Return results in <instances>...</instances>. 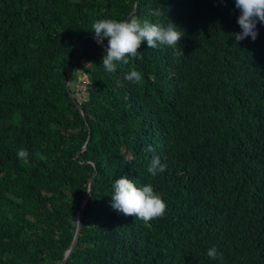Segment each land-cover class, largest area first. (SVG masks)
<instances>
[{
    "label": "trees",
    "instance_id": "trees-1",
    "mask_svg": "<svg viewBox=\"0 0 264 264\" xmlns=\"http://www.w3.org/2000/svg\"><path fill=\"white\" fill-rule=\"evenodd\" d=\"M134 4L0 0V264H60L94 169L65 264H264V23L237 44L235 0H139L131 16L174 24L178 47L144 41L142 59L108 72L92 25ZM82 36L71 79H90L83 114L66 86ZM153 156L167 164L155 176ZM123 176L151 184L166 214L144 224L113 210Z\"/></svg>",
    "mask_w": 264,
    "mask_h": 264
},
{
    "label": "clouds",
    "instance_id": "clouds-1",
    "mask_svg": "<svg viewBox=\"0 0 264 264\" xmlns=\"http://www.w3.org/2000/svg\"><path fill=\"white\" fill-rule=\"evenodd\" d=\"M235 7L240 10L237 23L241 31L233 33L237 44L244 39L251 37L255 41L259 35L257 24L264 23V0H235ZM159 17L161 12L155 10L153 13ZM92 32L95 33L96 43L103 46V41L107 40L105 55L102 59V66L108 72H116L117 65L120 63L128 64V57H137L142 55L138 51L144 41L148 48H158L168 46L173 49L178 47V42L183 33L177 27L169 23H152L147 20L141 22L136 16H130L125 20L100 19L92 25ZM128 81L142 85L143 74L132 69L125 77ZM72 94V100L76 99V93ZM153 152L154 148L149 145L146 149ZM29 153L26 149L17 150V158L22 162H27ZM167 170V164L161 162L159 156H153L147 171L155 176L158 172ZM111 207L113 210L125 216H132L135 220H140L144 224H149L154 219L162 218L167 211V203L162 194L157 193L151 184L142 187L137 186L134 180L123 176L116 179L113 184V194ZM207 256L216 260L218 252L216 247H211L207 251ZM222 260V254H219Z\"/></svg>",
    "mask_w": 264,
    "mask_h": 264
},
{
    "label": "water",
    "instance_id": "water-1",
    "mask_svg": "<svg viewBox=\"0 0 264 264\" xmlns=\"http://www.w3.org/2000/svg\"><path fill=\"white\" fill-rule=\"evenodd\" d=\"M138 1H139V0H135L134 7H133L132 11L129 13V15L126 17V19L129 18V17L132 15V13L136 10L137 5H138ZM91 37L94 38L95 35H94V34H91ZM83 38H84V36L81 37L80 41H79L78 44L76 45V49H75V51H74V54H73V57H72V60H71V63H70L69 69H68V73H67V78H66V84H67V85H68L69 78H70V76H71V71L73 70V66H74V63H75V60H76V54H77V51H78V48H79V44H80V42L82 41ZM94 39H95V38H94ZM103 47H104L105 49H106V47H107V43L104 42V41H103ZM71 97H72V94H71ZM79 110H80V112L83 114V111L81 110L80 107H79ZM84 120H85V122L87 123V119H86L85 116H84ZM89 139H90V132H89V134H88V137H87V139H86V142L89 141ZM86 142H85V143L83 144V146L77 151V153L75 154V158H77V155H78V153H79L80 151H82V150L85 149V147H86ZM95 173H96V170L94 169L92 175H91L90 178H89L88 191L86 192L84 198L82 199L81 204H80V207H79V209H78V211H77V214H76V228H75V233H74L73 239H72V241H71V243H70V246L68 247L67 251L65 252L64 257H63L62 260L60 261V264H65V262H66V260H67V258H68V256H69V254L71 253V251H72V249L74 248L75 243H76V241H77V239H78L79 232H80V228H81V221H82V207H83V205H84V203H85V201H86V199H87V197H88V195H89V192H90V189H91V186H92V183H93V178H94V176H95Z\"/></svg>",
    "mask_w": 264,
    "mask_h": 264
},
{
    "label": "crops",
    "instance_id": "crops-1",
    "mask_svg": "<svg viewBox=\"0 0 264 264\" xmlns=\"http://www.w3.org/2000/svg\"><path fill=\"white\" fill-rule=\"evenodd\" d=\"M82 79H86L87 80L88 88L86 89V96H85L84 100H78L77 96H76V99L74 100V102L76 103L78 108L80 107L82 102L86 101L87 98H88L89 89L91 87L90 79L88 77V74L86 72H84V71H81V72L77 73V76H76L75 80H73V81H72L71 76H70L69 81H68V85L66 84L67 88L70 89V84L73 82V89L72 90L76 93V86H77V84L79 82H81ZM70 80H71V83H70Z\"/></svg>",
    "mask_w": 264,
    "mask_h": 264
},
{
    "label": "built area",
    "instance_id": "built-area-1",
    "mask_svg": "<svg viewBox=\"0 0 264 264\" xmlns=\"http://www.w3.org/2000/svg\"><path fill=\"white\" fill-rule=\"evenodd\" d=\"M88 88L87 80L82 79L76 86V96L78 100H84L86 96V89Z\"/></svg>",
    "mask_w": 264,
    "mask_h": 264
},
{
    "label": "rangeland",
    "instance_id": "rangeland-1",
    "mask_svg": "<svg viewBox=\"0 0 264 264\" xmlns=\"http://www.w3.org/2000/svg\"><path fill=\"white\" fill-rule=\"evenodd\" d=\"M72 81H73V79H72ZM70 83H71V80H70ZM70 88L73 89V82L70 84Z\"/></svg>",
    "mask_w": 264,
    "mask_h": 264
}]
</instances>
